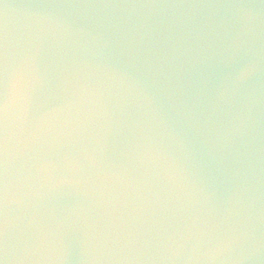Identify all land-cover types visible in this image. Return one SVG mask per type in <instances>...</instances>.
Instances as JSON below:
<instances>
[{
	"label": "clouds",
	"instance_id": "9594fccd",
	"mask_svg": "<svg viewBox=\"0 0 264 264\" xmlns=\"http://www.w3.org/2000/svg\"><path fill=\"white\" fill-rule=\"evenodd\" d=\"M0 264H264V0H0Z\"/></svg>",
	"mask_w": 264,
	"mask_h": 264
},
{
	"label": "water",
	"instance_id": "95a60500",
	"mask_svg": "<svg viewBox=\"0 0 264 264\" xmlns=\"http://www.w3.org/2000/svg\"><path fill=\"white\" fill-rule=\"evenodd\" d=\"M13 2H19V0H13Z\"/></svg>",
	"mask_w": 264,
	"mask_h": 264
}]
</instances>
